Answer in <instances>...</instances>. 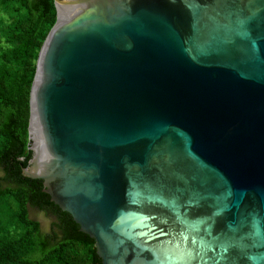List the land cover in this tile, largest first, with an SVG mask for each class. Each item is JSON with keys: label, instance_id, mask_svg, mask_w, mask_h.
I'll return each mask as SVG.
<instances>
[{"label": "water", "instance_id": "1", "mask_svg": "<svg viewBox=\"0 0 264 264\" xmlns=\"http://www.w3.org/2000/svg\"><path fill=\"white\" fill-rule=\"evenodd\" d=\"M23 175L102 264H264V0H55Z\"/></svg>", "mask_w": 264, "mask_h": 264}, {"label": "trees", "instance_id": "2", "mask_svg": "<svg viewBox=\"0 0 264 264\" xmlns=\"http://www.w3.org/2000/svg\"><path fill=\"white\" fill-rule=\"evenodd\" d=\"M56 20L55 0H0V264H102L94 239L22 172L37 60Z\"/></svg>", "mask_w": 264, "mask_h": 264}, {"label": "rangeland", "instance_id": "3", "mask_svg": "<svg viewBox=\"0 0 264 264\" xmlns=\"http://www.w3.org/2000/svg\"><path fill=\"white\" fill-rule=\"evenodd\" d=\"M36 213V216L33 215L34 217H36L42 224H47V220H46V217L42 214H39L37 212Z\"/></svg>", "mask_w": 264, "mask_h": 264}]
</instances>
